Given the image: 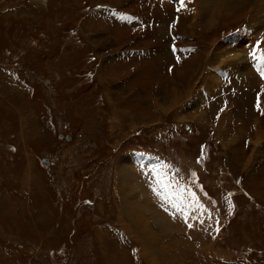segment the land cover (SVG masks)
Instances as JSON below:
<instances>
[{
    "label": "rangeland",
    "instance_id": "obj_1",
    "mask_svg": "<svg viewBox=\"0 0 264 264\" xmlns=\"http://www.w3.org/2000/svg\"><path fill=\"white\" fill-rule=\"evenodd\" d=\"M193 1L0 0V264H264V9Z\"/></svg>",
    "mask_w": 264,
    "mask_h": 264
},
{
    "label": "bare ground",
    "instance_id": "obj_2",
    "mask_svg": "<svg viewBox=\"0 0 264 264\" xmlns=\"http://www.w3.org/2000/svg\"><path fill=\"white\" fill-rule=\"evenodd\" d=\"M185 2H187L186 5H188V6L190 5L192 7V9L193 8H194V10L197 9L198 5L195 4L193 0H185ZM196 2H197V0H196ZM250 4L253 7L252 8L253 13H258L262 9H264V0H202V3H201L202 12L198 13V10H197L196 12H194V14L195 15L196 14L201 15V16H203V18L208 19V21H205V22H210L209 17L213 14L221 16L223 14H227V13L231 12L233 9L235 10V8H238L241 6L242 7L243 6L248 7ZM261 14L262 13H258V15H261ZM194 17H196V16H194ZM236 53H239V51L235 52V54H232V56L236 55ZM212 79L217 80L216 78H212ZM130 165L131 164L126 159L121 160V164L119 165L118 170H117V174H118L117 183H118L119 187L122 185L123 180H125V179L130 180L131 179L129 177V175H130L129 172H131L132 176H133V174H134L133 169L131 168V170H127L128 167H131ZM133 182H134V179H133ZM123 207L128 208V205H123ZM128 213L130 215L131 220L133 221V224H137L140 226H141V224H143L144 227L146 228L145 224L143 223V220L137 214H134L131 210H128ZM146 234L149 235V231H147ZM145 239H146L147 243L149 244V237H147Z\"/></svg>",
    "mask_w": 264,
    "mask_h": 264
},
{
    "label": "snow or ice",
    "instance_id": "obj_3",
    "mask_svg": "<svg viewBox=\"0 0 264 264\" xmlns=\"http://www.w3.org/2000/svg\"><path fill=\"white\" fill-rule=\"evenodd\" d=\"M181 3H184V0H181ZM259 43H257V48L254 49L250 54L252 58L257 61L259 64L264 65V49H259ZM257 52H259V55H257ZM262 76H264V72H262Z\"/></svg>",
    "mask_w": 264,
    "mask_h": 264
},
{
    "label": "water",
    "instance_id": "obj_4",
    "mask_svg": "<svg viewBox=\"0 0 264 264\" xmlns=\"http://www.w3.org/2000/svg\"><path fill=\"white\" fill-rule=\"evenodd\" d=\"M43 162H44L45 164H47V163H48V160L44 159Z\"/></svg>",
    "mask_w": 264,
    "mask_h": 264
}]
</instances>
